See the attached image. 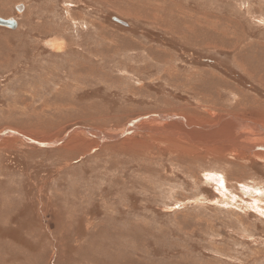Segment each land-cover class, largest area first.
Returning a JSON list of instances; mask_svg holds the SVG:
<instances>
[{
	"label": "rangeland",
	"instance_id": "374dc122",
	"mask_svg": "<svg viewBox=\"0 0 264 264\" xmlns=\"http://www.w3.org/2000/svg\"><path fill=\"white\" fill-rule=\"evenodd\" d=\"M0 18V264H264V149L208 142L219 116L264 130V0Z\"/></svg>",
	"mask_w": 264,
	"mask_h": 264
},
{
	"label": "bare ground",
	"instance_id": "6f19581e",
	"mask_svg": "<svg viewBox=\"0 0 264 264\" xmlns=\"http://www.w3.org/2000/svg\"><path fill=\"white\" fill-rule=\"evenodd\" d=\"M177 121V123L179 122L180 124H181V127L182 128H184L185 127V125H184V123H182V122H180V120H176ZM218 123V124H217ZM217 125H216V127L212 130L213 131V134H214V137H215V139L214 140H211V141H209L208 140V142L210 143V145H220L221 147H224L225 149H234V148H242V149H244V150H247L249 153H253V151H255L254 152V154L255 153H257V151H256V147L257 146H261V148L262 149H264V139H263V141H255L254 143H252V140H253V137L255 136V137H257V134H255L254 135V132L255 131H259L260 132V135H264V130H263V128H261L260 126H259V124L256 126V127H254V126H252V124H250V123H247V124H242V123H240L239 121H237L236 120V118H227V117H222V116H219L218 118H217ZM256 125V124H255ZM151 125H149V124H145V123H143V125L141 126H139V128H137V129H141V128H143V129H147V127H150ZM195 126V125H194ZM197 127H200V126H197ZM159 128V129H158ZM168 128V132H174V131H171V129L170 128H173V129H175L174 127H167ZM187 128L188 129H194V127L192 128L190 125H189V127L187 126ZM209 128V127H208ZM162 129H166V128H162V127H157L156 128V130H154V128L153 129H150V130H153V132L154 133H159V132H161L160 130H162ZM200 129H201V127H200ZM158 130V131H157ZM167 130V129H166ZM176 130H178V129H176ZM180 130V129H179ZM203 130V129H202ZM205 130V129H204ZM132 131V130H131ZM250 131H253L252 133L250 132ZM180 132V131H179ZM196 132V131H195ZM164 133V132H163ZM174 133H176V131L174 132ZM183 133V132H182ZM191 133V132H190ZM208 133V132H207ZM209 133H210V131H209ZM178 135H184V133L183 134H180V133H177ZM186 134V133H185ZM237 135L236 137H233L234 135ZM240 134H242V135H240ZM244 134V135H243ZM250 135L251 136V134H252V136H251V138H250V140L248 139V136L247 135ZM105 135V134H104ZM188 135V134H187ZM204 136H203V138H209V136L211 135H205V134H203ZM101 136V135H100ZM185 136V135H184ZM189 136V135H188ZM217 136H220V137H217ZM223 136H225V137H223ZM231 136V138L230 139H226L227 137H230ZM191 137V136H190ZM189 137V138H190ZM193 137H195V136H193ZM188 138V137H187ZM256 139V138H255ZM194 140V139H193ZM257 140V139H256ZM201 143V142H200ZM197 145H198V143H197ZM200 145V144H199ZM194 147V146H193ZM212 147H214V146H212ZM214 149V148H213ZM236 151V150H235ZM220 153H221V151H220ZM256 155H254V157H255ZM257 156H259V157H263L264 156V151H261L260 153H258L257 154ZM260 159V158H259Z\"/></svg>",
	"mask_w": 264,
	"mask_h": 264
},
{
	"label": "water",
	"instance_id": "95a60500",
	"mask_svg": "<svg viewBox=\"0 0 264 264\" xmlns=\"http://www.w3.org/2000/svg\"><path fill=\"white\" fill-rule=\"evenodd\" d=\"M19 7V6H18ZM117 21V20H116ZM119 22V21H118ZM119 23H121V24H124L125 25V23L124 22H119ZM0 25H3V26H7V27H9V28H11V29H17V27H18V23H17V21H15V20H13V19H3V18H0ZM17 134V133H16ZM3 135H9V134H7V133H3ZM18 135V134H17Z\"/></svg>",
	"mask_w": 264,
	"mask_h": 264
}]
</instances>
